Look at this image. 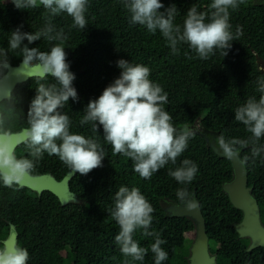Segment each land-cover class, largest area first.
Segmentation results:
<instances>
[{
	"label": "trees",
	"instance_id": "1",
	"mask_svg": "<svg viewBox=\"0 0 264 264\" xmlns=\"http://www.w3.org/2000/svg\"><path fill=\"white\" fill-rule=\"evenodd\" d=\"M160 2L165 8L176 6L178 13L174 23L182 26L190 7L195 5L198 11L210 13L212 0ZM13 8L16 11L10 8L5 17L0 15V40H8L10 33L21 26V30L27 33L44 27L43 6L25 9L28 12L24 15L21 14L24 10ZM86 20L87 26L83 30L72 28V20L67 15L52 20L57 30L63 28L69 37L63 47L69 70L75 72L73 87L78 94V101L70 98L62 111L70 118V132L97 139L105 150V158L102 167L87 175L78 173L70 183L71 192L83 201L82 205L61 207L58 200L47 192L39 198L37 248L41 252L42 264H56L54 260L60 257L58 251L61 249L69 257L64 264H123L124 257L115 243L119 226L109 215L115 193L121 186L138 187L155 209L150 230L159 233L166 241L161 247L168 252V259L163 264H186L184 257L188 251L185 248L187 236L192 234V224L182 218L166 217L161 208L163 201L182 205L176 197L180 188H187L199 203L208 234L210 238L214 237L216 264H264L263 249L246 253L247 240L238 239L234 228L229 225L221 228V225L238 222L241 218V212L231 206L222 191V185L232 177L231 165L206 147L201 132L194 131V126L199 123L203 127L201 131L217 132L226 139H247L250 135L242 124L235 121L234 113L247 99L253 96L259 99L261 95L257 91V81L264 79V75L259 71L255 57L264 60V6L261 1L246 0L238 9L230 10L231 31L235 34L240 28L242 34L230 42L232 47L227 56L223 57L216 50L207 60L199 59L183 44L179 46V54L172 55L159 31L153 35L146 28L129 23L130 14L121 0H88ZM28 46L48 51L52 44L42 39ZM120 59L150 69L149 79L160 84L168 94L164 110L172 116L174 127L178 131L187 127L193 134L176 164L169 163L150 180H142L133 171L129 158L112 154V147L103 139L102 126L95 133L90 123L80 125L89 101L97 99L119 77L116 62ZM46 82L54 81L49 77ZM259 143L264 144V138ZM250 148L242 150L241 158L251 155ZM184 159L193 161L198 167L190 184H179L168 175L169 170L181 166ZM42 160L37 174L50 173L59 181L69 171L55 156L45 153ZM245 168L247 184L253 187V197L264 223V153L255 158V163L249 159ZM134 239L141 247L149 248L143 264H154L150 251L154 238L145 237L142 230H138ZM177 242L181 245L178 246Z\"/></svg>",
	"mask_w": 264,
	"mask_h": 264
},
{
	"label": "clouds",
	"instance_id": "2",
	"mask_svg": "<svg viewBox=\"0 0 264 264\" xmlns=\"http://www.w3.org/2000/svg\"><path fill=\"white\" fill-rule=\"evenodd\" d=\"M11 2L18 10L43 6L45 24L33 33L23 32L22 26L16 28L10 33L7 48L0 47V184L6 188L22 186L45 153L57 157L71 174L87 175L103 166L105 150L97 139L70 132V118L62 109L70 98L78 101L73 87L76 77L69 70L63 47L69 37L63 28L57 30L52 20L67 15L72 20V28L85 29L88 0ZM121 3L130 14L129 23L140 25L153 35L159 31L172 55L179 54V46L183 44L199 59L207 60L216 50L223 57L227 56L232 47L230 42L242 34L240 28L235 34L231 31L230 10L238 9L246 0H212L210 13L198 11L193 5L182 26L174 23L178 13L174 4L165 8L160 0H121ZM42 39L52 44L50 50L28 46ZM25 40L27 44L23 43ZM13 53L22 58L19 69H36L39 74L28 76L18 74L19 69L13 70L9 59ZM116 64L120 69L119 77L97 99L89 101L80 125L90 123L95 133L102 126L103 139L112 147V154L129 158L133 171L142 180H150L169 163L176 164L193 134L187 127L179 131L174 127L172 116L164 110L168 94L160 84L149 79L147 66L124 59ZM13 75L36 81V95L30 101L26 117L17 109V101L7 83ZM49 77L54 82H46ZM257 91L261 94L259 99L250 97L234 113L235 121L250 134L248 138L226 139L223 135L213 138L220 154L226 159L238 160L242 166H246L249 159L255 163V158L264 153V144L259 143L264 138V79L257 81ZM20 119L22 126H18ZM21 144L27 154L17 157L16 150ZM249 146L251 155L241 158L242 150ZM197 172V165L184 159L181 166L169 170L168 175L179 184H190ZM176 197L188 209L197 206L187 188L178 189ZM154 211L138 187L121 186L115 193L109 215L119 226L115 243L124 257L123 264H143L149 252V248L141 247L134 239L138 230H142L143 236L154 238L150 245L154 264H163L168 259V252L161 247L166 241L150 230ZM29 258L27 248L0 243V264H28Z\"/></svg>",
	"mask_w": 264,
	"mask_h": 264
},
{
	"label": "water",
	"instance_id": "3",
	"mask_svg": "<svg viewBox=\"0 0 264 264\" xmlns=\"http://www.w3.org/2000/svg\"><path fill=\"white\" fill-rule=\"evenodd\" d=\"M255 57L256 65L259 71L264 75V60L258 56ZM21 65L22 62L18 66L11 68L16 70L19 69ZM70 72L75 74V72ZM19 73L28 76H36L39 74L36 69L29 70L24 68L19 69L18 74ZM30 78L31 77L24 76L17 78L13 75L7 83L11 91H13L17 85L25 83ZM204 131L215 137L219 136L218 133L210 132L206 129ZM204 138L206 147L212 149L213 153L218 158L229 161L231 165L232 177L230 181L222 185V191L227 196L231 206L242 214L241 221L234 226L235 232L240 238L249 240L248 252L259 248L264 249V225L260 220V210L257 201L251 196L252 187L247 186L245 166H242L238 160L226 159L218 152L216 146L209 144L206 135H204ZM20 139H22V137ZM77 174L78 173H75L73 175L69 170L59 181L50 173L37 174V176L30 175L25 178L22 186L33 192H37L38 197L43 193H50L58 200L62 207L67 205H81L83 201L70 190V183ZM192 199L197 205L194 209H188L185 205L169 204L168 201L161 202V208L166 217L186 218L193 223L194 235L190 247L188 264H216V256L209 255V237L206 232L205 220L200 211L199 203L196 201L195 197H192Z\"/></svg>",
	"mask_w": 264,
	"mask_h": 264
},
{
	"label": "flooded vegetation",
	"instance_id": "4",
	"mask_svg": "<svg viewBox=\"0 0 264 264\" xmlns=\"http://www.w3.org/2000/svg\"><path fill=\"white\" fill-rule=\"evenodd\" d=\"M260 1L262 5L264 6V0H260ZM13 7L14 5L11 2V0H0V15H2V18L5 17L4 15H6L9 12L10 8L15 10ZM26 12L28 11L26 10L21 11V14L24 15ZM18 13H20V11H18ZM7 42L8 40H5V39L0 40V47L7 48L8 46ZM9 59L11 62V67H16L22 62V58L16 56L14 53L10 54ZM29 80H33V79L30 78ZM29 80H27L26 82H28ZM25 83L17 85L12 91V94L17 101L16 107L18 110L22 111L24 117H26L30 101L36 95L35 93L36 81L34 80L31 83H29L27 86L19 88ZM22 125H23V120L22 119L18 120V126H22ZM194 127H195L194 131L196 132L198 131L199 133L201 132L202 134L201 136L203 138H204V135H206V138L208 139L209 144L215 146V143L213 140L215 136L211 134H207L205 133V131H201L203 127H201L199 123H197ZM214 133H217V132H214ZM26 154L27 153L25 152L24 147L21 144L16 150V155L17 157H23ZM41 161L43 160H40L37 163L35 171L32 174V176H37V167L39 166L41 168L42 166ZM43 174H46V173H43ZM248 187H252V186H248ZM252 191H253V187H252ZM252 191H251V196L253 197ZM40 197L37 196V192H33L24 186H14V187L6 188L2 184H0V243L6 242L9 247H11V244L12 246H15L18 244L21 247L27 248L29 251V257H30L28 264H42V261L40 259L41 252H40V249L37 248V204L41 203V201L39 200ZM37 198H38V201H37ZM169 204L177 205L172 202H169ZM182 219L188 220L186 218H182ZM241 219H242V214L238 222H240ZM261 219L262 218L260 215V220ZM188 221L192 224V234L190 236H187V243H186L185 249L188 251V255L184 257L186 264L189 263L190 247L192 245L193 235H194L193 223L190 220ZM238 222H230L228 224L225 223L221 225V228H226L228 225L229 227L234 228V226ZM261 223L264 225L262 220H261ZM206 232L208 234L209 231H207L206 229ZM208 237H209V241H208L209 255L216 256V259H217V253L216 251H214V245H213L214 237L210 238L209 234H208ZM237 237L240 240H247L248 244L244 249L246 253H251L255 250L261 249L259 248L251 252H248L247 248L249 246V240L240 238L238 234H237ZM58 252L60 253V257H57L54 260L55 262H57L56 264H62L64 261H69V257L64 249H61ZM69 264H74V263H69Z\"/></svg>",
	"mask_w": 264,
	"mask_h": 264
},
{
	"label": "rangeland",
	"instance_id": "5",
	"mask_svg": "<svg viewBox=\"0 0 264 264\" xmlns=\"http://www.w3.org/2000/svg\"><path fill=\"white\" fill-rule=\"evenodd\" d=\"M178 246H180L181 244L179 242H177Z\"/></svg>",
	"mask_w": 264,
	"mask_h": 264
}]
</instances>
